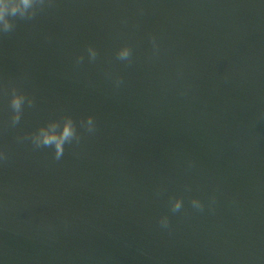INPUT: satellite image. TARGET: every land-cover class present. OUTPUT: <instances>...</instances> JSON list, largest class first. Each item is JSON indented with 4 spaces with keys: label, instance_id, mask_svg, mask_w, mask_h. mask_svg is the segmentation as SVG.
I'll use <instances>...</instances> for the list:
<instances>
[{
    "label": "water",
    "instance_id": "water-1",
    "mask_svg": "<svg viewBox=\"0 0 264 264\" xmlns=\"http://www.w3.org/2000/svg\"><path fill=\"white\" fill-rule=\"evenodd\" d=\"M11 85L35 101L15 127ZM63 114L82 140L60 161L17 143ZM0 150V264H264V0H52L17 19L0 35Z\"/></svg>",
    "mask_w": 264,
    "mask_h": 264
},
{
    "label": "clouds",
    "instance_id": "clouds-1",
    "mask_svg": "<svg viewBox=\"0 0 264 264\" xmlns=\"http://www.w3.org/2000/svg\"><path fill=\"white\" fill-rule=\"evenodd\" d=\"M52 6V0H0V35H8L16 28V20H32L38 12H42L47 7ZM153 45V53H158V45L156 37H150ZM87 53L90 61H95L98 57L97 50L89 45ZM116 58L127 64H131L133 60V50L128 44L122 45L116 51ZM84 56L80 55L76 58V64L83 63ZM111 78V77H110ZM114 85L118 88L124 81L123 77L115 76ZM5 94L9 96V107L11 109L10 123L12 127L18 125L21 121L25 104L31 108L34 107V98L28 96L23 90L15 85L5 88ZM79 128L88 134H94L97 130L95 117L88 115L79 121ZM17 143L30 142L33 149L49 148L52 149V157L55 161H60L65 153L66 145H79L82 140L81 132L78 130L77 122L71 115L63 114L58 119L49 120L46 124L41 125L35 131L25 133L23 136L16 138ZM9 154L0 150V164H7ZM193 162H189L192 167ZM190 190V189H187ZM215 203V197H211L209 210L214 211L211 207ZM191 206L200 212L205 209V204L196 197L190 200ZM184 200L182 196H173L169 198V208L172 214H176L183 209ZM162 229L170 230L171 222L167 214L162 215L158 221Z\"/></svg>",
    "mask_w": 264,
    "mask_h": 264
}]
</instances>
